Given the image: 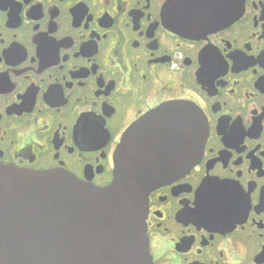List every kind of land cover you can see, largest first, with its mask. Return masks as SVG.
<instances>
[{"label": "flooded vegetation", "instance_id": "flooded-vegetation-1", "mask_svg": "<svg viewBox=\"0 0 264 264\" xmlns=\"http://www.w3.org/2000/svg\"><path fill=\"white\" fill-rule=\"evenodd\" d=\"M165 1L0 0V164L105 187L126 128L190 103L202 153L147 195L152 264H264V0L193 35L167 24Z\"/></svg>", "mask_w": 264, "mask_h": 264}, {"label": "water", "instance_id": "water-1", "mask_svg": "<svg viewBox=\"0 0 264 264\" xmlns=\"http://www.w3.org/2000/svg\"><path fill=\"white\" fill-rule=\"evenodd\" d=\"M230 1L227 9L188 12L181 0H166L162 12L170 27L193 35L234 21L243 0ZM205 136L201 111L173 102L126 128L105 187L60 169L0 164V264H152L147 195L189 171Z\"/></svg>", "mask_w": 264, "mask_h": 264}]
</instances>
